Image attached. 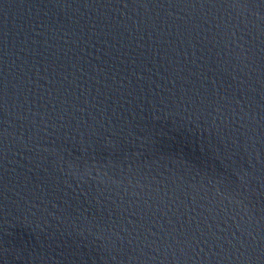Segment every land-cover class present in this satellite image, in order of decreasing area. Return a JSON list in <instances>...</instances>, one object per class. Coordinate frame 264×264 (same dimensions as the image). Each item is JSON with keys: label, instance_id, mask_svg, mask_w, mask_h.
<instances>
[{"label": "water", "instance_id": "obj_1", "mask_svg": "<svg viewBox=\"0 0 264 264\" xmlns=\"http://www.w3.org/2000/svg\"><path fill=\"white\" fill-rule=\"evenodd\" d=\"M0 264H264V0H0Z\"/></svg>", "mask_w": 264, "mask_h": 264}]
</instances>
